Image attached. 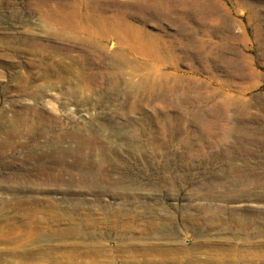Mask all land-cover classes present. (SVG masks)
Here are the masks:
<instances>
[{
    "label": "rangeland",
    "instance_id": "1",
    "mask_svg": "<svg viewBox=\"0 0 264 264\" xmlns=\"http://www.w3.org/2000/svg\"><path fill=\"white\" fill-rule=\"evenodd\" d=\"M0 264H264V0H0Z\"/></svg>",
    "mask_w": 264,
    "mask_h": 264
},
{
    "label": "bare ground",
    "instance_id": "2",
    "mask_svg": "<svg viewBox=\"0 0 264 264\" xmlns=\"http://www.w3.org/2000/svg\"><path fill=\"white\" fill-rule=\"evenodd\" d=\"M35 42V40H34ZM36 43V42H35ZM33 44V43H32ZM42 50V49H41ZM46 52V51H45ZM39 53V52H38ZM32 54V53H31ZM76 58V57H75ZM39 60V59H38ZM40 62H44V63H48L47 65H45L44 67V77L47 79H51V75L53 74V72L51 71V57L46 56L45 54H41L40 55ZM54 63V62H53ZM59 65V64H58ZM72 68V67H71ZM56 70L60 69V66H56L55 68ZM70 70V68L68 69ZM30 77V76H28ZM49 95V94H48ZM51 95V94H50ZM36 96L33 95V98H35ZM35 101V99H33V102ZM32 109V108H31ZM37 116L40 117H45L46 115L43 113L42 109H39V113L36 114Z\"/></svg>",
    "mask_w": 264,
    "mask_h": 264
}]
</instances>
